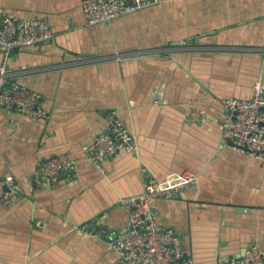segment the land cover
<instances>
[{
	"label": "crops",
	"instance_id": "obj_1",
	"mask_svg": "<svg viewBox=\"0 0 264 264\" xmlns=\"http://www.w3.org/2000/svg\"><path fill=\"white\" fill-rule=\"evenodd\" d=\"M3 16L47 19L55 38L8 64L46 117L0 109V176L22 185L0 208V264H126L112 241L129 226L120 202L143 193L146 172L198 176L155 201L192 264L264 250V160L220 148L221 100L250 99L264 81V0H162L99 24L82 0H0ZM112 111L139 149L104 159V174L87 149ZM66 152L75 179L34 189L38 161Z\"/></svg>",
	"mask_w": 264,
	"mask_h": 264
},
{
	"label": "built area",
	"instance_id": "obj_2",
	"mask_svg": "<svg viewBox=\"0 0 264 264\" xmlns=\"http://www.w3.org/2000/svg\"><path fill=\"white\" fill-rule=\"evenodd\" d=\"M162 0H82V10L89 24L111 22ZM55 38L51 22L47 19L23 20L12 16L0 18V109L17 111L24 116L39 120L46 117L41 109L42 94L11 81L8 64L12 53ZM228 111L223 120L220 148L231 147L249 152L264 160V81L258 79L250 99L229 97L221 100ZM138 143L132 132L118 118L109 114L106 125L87 149V156L98 169L106 174L103 161L122 151L137 153ZM77 160L70 153L58 154L37 163L35 178L29 183L34 189L58 186L64 177L74 180ZM198 176L190 171L175 173L156 180L147 172L144 175V191L139 196L124 198L121 205L129 213V226L113 237V245L126 264H192L180 247L177 231L159 221L155 201L172 198L186 188L195 185ZM21 183L11 176H0V208L9 204L21 193ZM215 264H264V250L253 243L240 256L220 259Z\"/></svg>",
	"mask_w": 264,
	"mask_h": 264
},
{
	"label": "bare ground",
	"instance_id": "obj_3",
	"mask_svg": "<svg viewBox=\"0 0 264 264\" xmlns=\"http://www.w3.org/2000/svg\"><path fill=\"white\" fill-rule=\"evenodd\" d=\"M14 178V177H13ZM15 179V178H14Z\"/></svg>",
	"mask_w": 264,
	"mask_h": 264
}]
</instances>
